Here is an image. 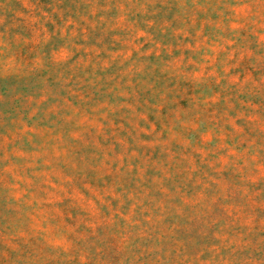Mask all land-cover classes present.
Returning <instances> with one entry per match:
<instances>
[{
    "label": "rangeland",
    "instance_id": "rangeland-1",
    "mask_svg": "<svg viewBox=\"0 0 264 264\" xmlns=\"http://www.w3.org/2000/svg\"><path fill=\"white\" fill-rule=\"evenodd\" d=\"M0 264H264V0H0Z\"/></svg>",
    "mask_w": 264,
    "mask_h": 264
}]
</instances>
